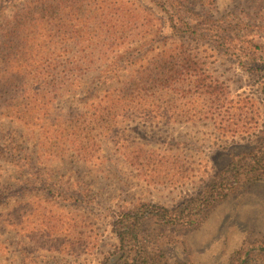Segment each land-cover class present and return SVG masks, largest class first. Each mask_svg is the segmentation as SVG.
I'll return each mask as SVG.
<instances>
[{"label": "rangeland", "instance_id": "rangeland-1", "mask_svg": "<svg viewBox=\"0 0 264 264\" xmlns=\"http://www.w3.org/2000/svg\"><path fill=\"white\" fill-rule=\"evenodd\" d=\"M187 24L212 31L172 38ZM263 146L264 0H0V264H123L124 214L182 209L239 161L197 224L146 217L142 244L264 264Z\"/></svg>", "mask_w": 264, "mask_h": 264}, {"label": "trees", "instance_id": "trees-1", "mask_svg": "<svg viewBox=\"0 0 264 264\" xmlns=\"http://www.w3.org/2000/svg\"><path fill=\"white\" fill-rule=\"evenodd\" d=\"M183 35L181 34V32ZM212 31V30H210ZM204 29H199L197 26H191L187 24V30L180 29L174 26L173 34L171 35L172 38L178 39L184 36L189 35V37L196 38V36H200L203 38L204 35L210 32ZM217 31V30H216ZM215 36L224 42L234 44L241 43L243 40L239 36H231L227 38V35H218L217 33ZM220 36V37H219ZM225 37V38H224ZM236 45V46H237ZM185 48V47H184ZM189 49L179 50V55H185V60H191L188 58L194 52L188 51ZM175 49L172 51L174 52ZM109 67V73L113 74L112 76L115 78L122 70L121 62H115ZM112 77V78H113ZM264 148V146L262 147ZM251 161L255 162V164L259 165V167L251 166V163H246L247 167H251L249 170L255 172L258 168L264 169V149H261L257 154L251 153L249 155ZM243 174L242 171V162H234L231 166L224 172L217 176V178H221L222 181L219 182L217 178H215L214 182L209 186V188L198 195L195 198L187 201L182 209H171L168 207L158 206L155 204L148 205L144 212L140 213H133L127 212L120 218L119 222H116V233L119 236L122 244H123V264H154L157 257L147 250L146 245H143L144 239L143 230L144 225L146 224V217L147 219H156V222L159 224L164 225H173V224H188V225H195L199 222V218L201 213L205 211L207 208L211 207L218 199L227 196L228 191L231 190L239 182V176ZM218 187H221V190L224 192L218 191ZM142 214V215H141ZM141 215V216H139ZM127 248V249H126ZM132 252H138V257H133ZM251 255L248 256V260H250ZM247 263V262H245Z\"/></svg>", "mask_w": 264, "mask_h": 264}]
</instances>
